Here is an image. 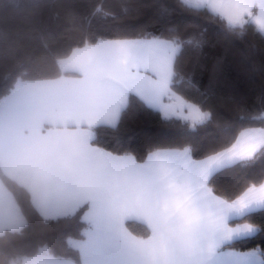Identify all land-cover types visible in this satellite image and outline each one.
<instances>
[{
    "label": "trees",
    "instance_id": "obj_1",
    "mask_svg": "<svg viewBox=\"0 0 264 264\" xmlns=\"http://www.w3.org/2000/svg\"><path fill=\"white\" fill-rule=\"evenodd\" d=\"M159 36L181 37L176 57L175 88L186 98L210 106L215 118L191 127L178 118L165 119L135 93H129L114 124L91 127L94 146L143 161L155 150L189 147L202 159L241 130L264 127V33L249 27L235 34L205 9L180 0H0V99L18 80L49 79L63 71L59 60L74 49L100 40ZM264 178V150L251 159L215 171L208 187L231 199ZM0 181L17 203L25 223L0 233V264H13L46 251L55 258L77 261L69 239H81L87 222L85 204L55 217L44 216L26 188L0 168ZM264 224V211L252 217ZM242 221L231 220L230 224ZM127 230L147 237L150 229L136 220ZM223 248L264 249V231L234 239ZM264 258V257H262Z\"/></svg>",
    "mask_w": 264,
    "mask_h": 264
},
{
    "label": "crops",
    "instance_id": "obj_2",
    "mask_svg": "<svg viewBox=\"0 0 264 264\" xmlns=\"http://www.w3.org/2000/svg\"><path fill=\"white\" fill-rule=\"evenodd\" d=\"M62 70L71 73L18 80L0 99V168L28 190L44 216L67 214L85 204L82 216L87 227L83 238L69 239L78 250L77 262L54 261L42 251L17 264H41V259L44 264H85L81 259L87 264H151L145 245L153 240L154 229L169 232L176 224L150 211L138 189L155 194L163 188L162 177L169 170L191 171L193 166L177 152L183 148L155 150L137 161L132 155L114 154L92 145L91 127L114 124L128 94L135 92L124 95L125 90L115 81L108 82L102 71ZM110 86L121 90L110 91ZM156 199L153 195V206ZM127 220L143 223L151 234L142 237L130 233L125 226ZM22 225L24 217L0 181V233ZM232 240H221L210 257L205 254L202 258L206 264H229L232 253L252 251L222 247ZM111 247L115 253L108 257ZM155 255L158 264L172 259L164 249H158Z\"/></svg>",
    "mask_w": 264,
    "mask_h": 264
},
{
    "label": "snow or ice",
    "instance_id": "obj_3",
    "mask_svg": "<svg viewBox=\"0 0 264 264\" xmlns=\"http://www.w3.org/2000/svg\"><path fill=\"white\" fill-rule=\"evenodd\" d=\"M180 5L205 9L235 34H242L249 27L264 33V0H180ZM110 43L116 45L111 70L121 81L124 95L133 91L163 118L191 122L193 128L205 122L210 124L215 118L210 106L189 100L175 88L179 35L169 39L152 35ZM141 69L152 76L143 75ZM262 150L264 127L246 128L231 139L225 138L199 161L192 159L191 148L184 147L177 152L193 166L191 171L169 170L162 177L163 188L155 194L146 188L138 189L139 195L148 201L150 211L176 224L175 230L169 232L154 229L153 240L145 245L151 264H158V249L172 255L167 264H206L202 257H210L221 240L248 239L264 231V224L257 225L252 219L254 213L264 211V178L245 185L231 199L214 196V190L208 187L214 169L251 159ZM153 195L157 198L155 206ZM231 220L242 222L230 226ZM231 255L229 264H264V249Z\"/></svg>",
    "mask_w": 264,
    "mask_h": 264
},
{
    "label": "rangeland",
    "instance_id": "obj_4",
    "mask_svg": "<svg viewBox=\"0 0 264 264\" xmlns=\"http://www.w3.org/2000/svg\"><path fill=\"white\" fill-rule=\"evenodd\" d=\"M116 40H121V39L100 40L99 42L95 44L86 45L76 50H73L68 56H65L59 60V65L62 69L71 68L74 71H80L79 69H83L87 71V70H90V68L94 69V71L95 70H98L99 72L102 71V74L104 75L103 77L105 79H108V82L115 81V83L119 85L121 89L125 90L119 78L111 70L112 65L115 61L114 53H115L116 45L110 42L116 41ZM141 72L143 75L152 76L151 72H146L143 69H141ZM121 89L117 87H111V86L108 87V90L115 91L117 93ZM15 204L16 206H18L16 202ZM6 214L10 215L11 213H6ZM24 223H25V220H24ZM113 249H114L113 247L109 249L110 254L108 255V257L112 256L115 253V250ZM56 259L70 260L68 258L52 257V260L55 261ZM77 261H74V262H77ZM81 262L87 264L88 261H86L85 259H81ZM13 264H17V263H13ZM41 264H44V260L42 259H41Z\"/></svg>",
    "mask_w": 264,
    "mask_h": 264
}]
</instances>
